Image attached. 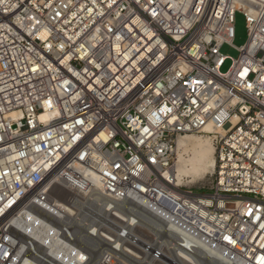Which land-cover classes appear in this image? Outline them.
Segmentation results:
<instances>
[{
    "label": "built area",
    "instance_id": "2783aa9c",
    "mask_svg": "<svg viewBox=\"0 0 264 264\" xmlns=\"http://www.w3.org/2000/svg\"><path fill=\"white\" fill-rule=\"evenodd\" d=\"M237 14L248 40L222 73ZM186 135L215 148L208 192L170 177ZM77 165L100 199L75 201ZM84 209L132 213L155 264L178 263L162 237L264 264V0H0V264H69Z\"/></svg>",
    "mask_w": 264,
    "mask_h": 264
},
{
    "label": "bare ground",
    "instance_id": "6f19581e",
    "mask_svg": "<svg viewBox=\"0 0 264 264\" xmlns=\"http://www.w3.org/2000/svg\"><path fill=\"white\" fill-rule=\"evenodd\" d=\"M46 118L42 117L43 120ZM205 132L213 133L215 129L208 125ZM175 151L177 155L176 164L174 171L170 174L174 185L183 186L186 179H192V181L186 183L191 184L193 181L203 179L207 174L214 172L216 167L215 148L209 136L186 135L180 137ZM73 175H80L78 180L70 175L74 182L72 193L76 202L85 205L86 202L88 203L89 198L97 200L101 198L100 186L93 173L77 165L74 168ZM87 182L90 183L89 187H85ZM55 203L66 212L69 219H71V216L76 215L77 212L73 206L62 204L59 200H56ZM78 215L72 220H78L80 226H84V221H86L88 226H84V232L77 233L76 238L70 235L73 245L69 246V264H138L139 261L145 264L155 263L151 252L153 245L151 234L153 233L143 223L136 221L132 213L122 214L114 210L110 212L102 211V214L98 217L90 215L84 209ZM101 217H103V221L110 219L119 226L115 228H109L102 224L92 226L90 222L95 221V219L98 220V218L101 219ZM80 226H77V228ZM77 228L73 230V233L78 231ZM117 229L120 230L117 231ZM159 242H161L162 247H166L170 250V253L176 256L175 259L178 263H196L195 259H198V257L208 258L202 254L197 255L198 257L189 254L169 244L165 237H162ZM147 259L152 261L148 262ZM197 263L219 264L209 258L207 261L200 262L199 260Z\"/></svg>",
    "mask_w": 264,
    "mask_h": 264
},
{
    "label": "rangeland",
    "instance_id": "374dc122",
    "mask_svg": "<svg viewBox=\"0 0 264 264\" xmlns=\"http://www.w3.org/2000/svg\"><path fill=\"white\" fill-rule=\"evenodd\" d=\"M247 40H248V28H247L246 18L241 14H237L236 20H235V39L232 43L233 46H231L229 44H224L223 47H221V49H220L221 54L228 57L225 65L221 69L222 73H226L230 69L233 60L237 59L239 54H240L238 49L241 48L242 46H244L246 44ZM197 136H200V135H197ZM213 173L214 172L207 174L203 179H199V180L197 179V181L196 180L193 181L192 182L193 184L192 183L186 184L187 181H190V180L192 181V179H186L185 180L186 186L183 185L182 187L193 189L195 192H198V193L208 192V189L211 187V184L214 180V176H213L214 174ZM102 225L107 226L109 228H115L116 226H119L117 223H114L110 219L108 221L106 220V221L102 222ZM118 230H120V229H117V231ZM82 231L84 232L83 229H81V230L78 229V231H75L74 233L72 231L69 234L71 235V237L74 236L73 238H76L77 233H81ZM142 238H143V236H142ZM140 246H142V245H140ZM169 257H170V255H169ZM150 261H152V260L151 259L148 260V262H150ZM139 263L145 264V263H142L140 261L138 262V264ZM135 264H137V263H135ZM176 264H184V263L179 262Z\"/></svg>",
    "mask_w": 264,
    "mask_h": 264
}]
</instances>
